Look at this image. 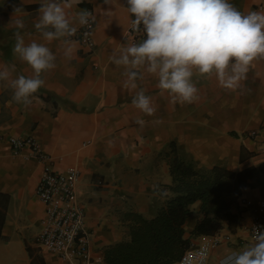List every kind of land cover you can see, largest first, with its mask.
Listing matches in <instances>:
<instances>
[{
    "label": "crops",
    "instance_id": "crops-1",
    "mask_svg": "<svg viewBox=\"0 0 264 264\" xmlns=\"http://www.w3.org/2000/svg\"><path fill=\"white\" fill-rule=\"evenodd\" d=\"M61 2L69 17L93 10L91 45L70 37L42 41L34 26L40 0H0V64L14 65L13 76L32 73L13 53L17 32L26 42L48 43L57 58V66L42 74L45 83L31 104L16 102L9 82L0 81V264H70L42 249L37 240L45 205L36 188L50 161L60 171H81L78 196L87 211L90 254L96 264H105L106 248L131 238L129 214L152 218L172 196L168 187L173 178L165 154L171 144L197 169L225 166L241 172L254 168L237 200L241 222L236 231L225 227L216 235L193 239L198 243L223 233L231 236L234 244L218 243L209 264H218L229 252L254 243L252 219L264 195V57L253 61L236 90L222 88L214 75L194 74L198 99L180 104L143 69L136 90L123 86L125 68L112 57L133 43L128 27L134 16L126 0ZM230 2L244 13L259 11L260 0ZM17 18L23 19L24 28L16 27ZM73 26L80 25L73 20ZM69 47L70 59L65 57ZM141 88L152 98L156 109L152 115L132 104L135 91ZM141 119L143 125L137 123ZM255 130L258 134L252 137L250 132ZM10 135L35 137L50 158L40 160L30 148L13 153ZM243 198L254 205L240 206ZM200 207V202L192 206L185 224L187 235L203 217Z\"/></svg>",
    "mask_w": 264,
    "mask_h": 264
},
{
    "label": "clouds",
    "instance_id": "clouds-1",
    "mask_svg": "<svg viewBox=\"0 0 264 264\" xmlns=\"http://www.w3.org/2000/svg\"><path fill=\"white\" fill-rule=\"evenodd\" d=\"M109 0H105L108 3ZM133 14V27L142 26L146 38L140 43H129L112 57L117 66H124L126 79L123 86L138 88L141 69L155 76L157 87L174 102L193 103L199 89L194 74L214 75L219 85L236 90L254 60L264 57V12L238 10L230 0H126ZM61 0H40L39 19L35 28L42 41L51 42L71 37L79 25L90 23L92 13L80 10L69 17ZM18 29L24 28L23 19L15 21ZM31 40L16 34L13 53L32 69L30 75L13 76L15 66L0 64V81H7L18 103L31 104L32 97L44 85L42 74L54 69L56 55L48 43ZM65 57L71 58V48ZM71 75V72L67 73ZM132 104L141 112L152 115L155 108L151 96L144 89L135 91ZM137 123L143 125L144 121ZM220 264H264V231L255 235V242L242 251L226 254Z\"/></svg>",
    "mask_w": 264,
    "mask_h": 264
},
{
    "label": "trees",
    "instance_id": "trees-1",
    "mask_svg": "<svg viewBox=\"0 0 264 264\" xmlns=\"http://www.w3.org/2000/svg\"><path fill=\"white\" fill-rule=\"evenodd\" d=\"M170 162L172 196L152 218L129 214L132 220L130 240L105 250V264H173L193 244V239L216 235L223 228L236 231L241 222L238 197L242 194L254 168L236 172L225 166L197 169L171 144L165 151ZM201 203L203 217L190 235L185 224L192 206ZM237 208V212H234Z\"/></svg>",
    "mask_w": 264,
    "mask_h": 264
},
{
    "label": "built area",
    "instance_id": "built-area-1",
    "mask_svg": "<svg viewBox=\"0 0 264 264\" xmlns=\"http://www.w3.org/2000/svg\"><path fill=\"white\" fill-rule=\"evenodd\" d=\"M90 23L78 26L70 38L77 39L83 45H91L95 30V15L92 9ZM257 10H264V0H260ZM134 19V17H133ZM132 19V21H133ZM132 21L128 27V35L133 43H140L146 38L142 26L139 30L133 27ZM258 132L251 131L252 137ZM8 142L13 153H19L24 148H30L32 154L40 160H47L48 155L42 149L38 140L33 137L10 135ZM81 171L74 168L60 171L54 168L52 161L45 166L44 173L36 188L37 197L45 205V215L42 220V230L37 240L40 247L56 254L61 260L70 264H96L90 254V236L87 232L85 205L78 196V184ZM101 183V182H100ZM249 198L241 199L240 206H253ZM257 213L253 216L251 237L259 231H264V195L256 203ZM241 211V208H239ZM219 238L193 243L181 258L173 264H209L213 248L219 243Z\"/></svg>",
    "mask_w": 264,
    "mask_h": 264
},
{
    "label": "rangeland",
    "instance_id": "rangeland-1",
    "mask_svg": "<svg viewBox=\"0 0 264 264\" xmlns=\"http://www.w3.org/2000/svg\"><path fill=\"white\" fill-rule=\"evenodd\" d=\"M231 236H228L226 233H223L222 235L219 236V244H221L222 242H226V244H234L233 242H231V240H229ZM232 239V238H231ZM201 242H204V241H201ZM200 243V242H198ZM220 264V263H218Z\"/></svg>",
    "mask_w": 264,
    "mask_h": 264
}]
</instances>
